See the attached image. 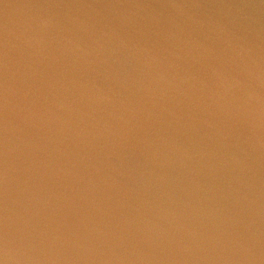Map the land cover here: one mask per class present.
<instances>
[{
	"label": "water",
	"instance_id": "water-1",
	"mask_svg": "<svg viewBox=\"0 0 264 264\" xmlns=\"http://www.w3.org/2000/svg\"><path fill=\"white\" fill-rule=\"evenodd\" d=\"M0 264H264V0H0Z\"/></svg>",
	"mask_w": 264,
	"mask_h": 264
}]
</instances>
